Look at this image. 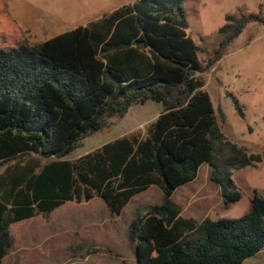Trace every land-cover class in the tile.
<instances>
[{
	"label": "trees",
	"instance_id": "16d2710c",
	"mask_svg": "<svg viewBox=\"0 0 264 264\" xmlns=\"http://www.w3.org/2000/svg\"><path fill=\"white\" fill-rule=\"evenodd\" d=\"M183 1L133 0L29 43L0 0V260L13 246L10 223L93 197L117 216L150 185L160 202L135 210L128 224L134 264H240L264 247V194L252 190L239 216L200 220L182 216L171 199L207 164L227 205L239 199L230 171L260 161L223 135L199 74L264 15L225 14L217 47L202 65ZM146 100L161 110L142 132L65 158L110 117Z\"/></svg>",
	"mask_w": 264,
	"mask_h": 264
},
{
	"label": "rangeland",
	"instance_id": "374dc122",
	"mask_svg": "<svg viewBox=\"0 0 264 264\" xmlns=\"http://www.w3.org/2000/svg\"><path fill=\"white\" fill-rule=\"evenodd\" d=\"M1 1L3 10L32 43L84 25L133 0ZM183 8L186 32L197 45V57L203 65L217 47L216 30L223 23V16L257 12L264 15V0H184ZM199 76L223 135L249 152L259 153L260 161L230 171L239 199L227 205L223 204L220 186L209 180L207 164H201L195 178L176 189L171 199L180 205L182 216L196 220L239 216L247 210L252 190L264 194V23L245 24L220 58ZM227 94L242 106L243 118L237 116ZM160 110V103L151 100L131 105L122 117H110L108 126L84 137L65 158L72 160L122 134L142 132ZM160 199V190L151 185L132 196L117 216L109 215L96 197L80 203L67 201L51 218L50 230L56 236L51 241L54 249L47 263L42 264H134V242L128 238V224L135 210L159 203ZM34 224H28L30 229ZM23 229L22 225L13 224L12 233L17 237ZM13 250L14 245L8 253ZM258 258V264H264V251ZM18 260V256H6L3 264H35L31 257L25 258V263Z\"/></svg>",
	"mask_w": 264,
	"mask_h": 264
},
{
	"label": "crops",
	"instance_id": "0c3cea01",
	"mask_svg": "<svg viewBox=\"0 0 264 264\" xmlns=\"http://www.w3.org/2000/svg\"><path fill=\"white\" fill-rule=\"evenodd\" d=\"M185 184L178 186L176 189L184 186ZM174 191L172 192V194L174 193ZM66 202L67 201L63 202L61 205L55 207L54 209H52L51 211H49L48 213L44 215L37 214L35 216L24 218L16 222L10 223L9 232L13 238V245H14L15 250L3 256L0 260V264H3V261L6 258V256H11V258H14V256L15 257L18 256L20 259L18 261L23 262V263L27 261L25 260V258L27 257H31L33 259L32 262L35 264L47 263L50 256L53 254L52 249H54V245L51 243V241L54 240V238L56 237L55 235H53L54 232L51 231L52 229L50 230V221H51L52 216H54L55 213L58 212L60 207ZM69 202H73V201H69ZM29 223H33V224L35 223L32 229H30L28 225ZM13 224L22 225L24 227V229L17 234V237H15L14 234L12 233ZM27 240H29L31 243L28 244ZM27 251H30L31 254H28ZM262 251H264V247L261 250H259L257 253L245 258L240 264H258V260H259L258 254L261 253ZM253 256H255L254 259L249 261V259L252 258Z\"/></svg>",
	"mask_w": 264,
	"mask_h": 264
}]
</instances>
